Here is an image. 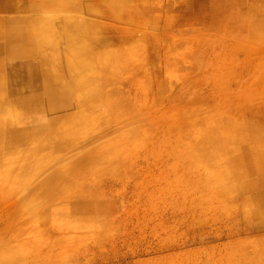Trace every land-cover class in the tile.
<instances>
[{
    "label": "rangeland",
    "instance_id": "rangeland-1",
    "mask_svg": "<svg viewBox=\"0 0 264 264\" xmlns=\"http://www.w3.org/2000/svg\"><path fill=\"white\" fill-rule=\"evenodd\" d=\"M57 1L0 0V264H264V0Z\"/></svg>",
    "mask_w": 264,
    "mask_h": 264
},
{
    "label": "bare ground",
    "instance_id": "bare-ground-1",
    "mask_svg": "<svg viewBox=\"0 0 264 264\" xmlns=\"http://www.w3.org/2000/svg\"><path fill=\"white\" fill-rule=\"evenodd\" d=\"M59 1V0H58ZM57 1V2H58ZM70 1V0H69ZM74 1V0H73ZM61 2V1H60ZM59 2V3H60ZM59 8V7H58ZM13 9H16V8H13ZM65 8H63V10H64ZM58 10V11H57ZM56 11V13H58L59 15H60V11H59V9H57ZM65 13H69L66 9H65ZM46 12V11H45ZM64 12V11H63ZM56 13H54V14H56ZM58 14H56V15H58ZM56 15H54V16H56ZM56 16V17H54L53 15L52 16H50V15H48V13H46V14H43L42 15V17L43 18H39L38 20H35V22L37 21L38 23H33V24H31V27L34 29V31H32L31 33H30V35H29V40H31L33 43H34V45H35V47L36 48H39L40 49V52L43 54L42 56L43 57H46V58H48V64L49 63H52V62H54L55 63V60H56V58H57V56H58V52H60L59 50H60V48H59V38H61V37H58V36H60V33H59V30L61 31V29L65 26V25H69V24H71L72 26L71 27H73L74 29H76V30H78V29H80V28H83L84 27V25H86L87 23L86 22H80L79 24H77V23H74L72 20H70V18H68V17H65V16H62L61 18H60V16ZM60 18V19H59ZM40 23V24H39ZM84 25H83V24ZM59 33V34H58ZM58 35V36H57ZM57 38H58V40H57ZM22 39V34L21 33H18V35L15 37V41L14 40H12V44H14V43H16L17 41H20ZM51 39V40H50ZM75 41V40H74ZM79 42H81V41H79ZM74 43V42H73ZM72 43V44H73ZM76 44V43H75ZM72 46V45H71ZM74 46V45H73ZM78 46H81V44L80 45H78L77 44V46H75V49H74V57H75V55L77 54L76 52L78 51L77 49H79L78 48ZM82 47V46H81ZM80 47V48H81ZM59 48V49H58ZM69 48V47H68ZM69 50V49H68ZM81 50H84L83 49V47H82V49H80V51ZM71 51H72V48L68 51V52H70L71 53ZM80 51H78V52H80ZM81 52H83L84 54H85V52L84 51H81ZM76 53V54H75ZM82 53V54H83ZM15 54L16 55H18V54H20L19 52L17 53V52H15ZM72 55H73V53H71ZM80 54V53H79ZM82 54H80V55H77V56H81ZM83 54V55H84ZM83 55H82V57H83ZM75 57V60L78 58V57ZM86 55H84V57H83V59L82 60H79V61H82V62H86L87 60H85L86 58ZM74 59V58H73ZM73 59H71V60H73ZM79 59V58H78ZM87 59H88V57H87ZM75 60H73V61H75ZM84 60V61H83ZM91 59H88V61L89 62H91L90 61ZM73 61H71L72 63H73ZM77 61V60H76ZM75 63H77V62H75ZM74 64V63H73ZM72 64V65H73ZM79 64V63H78ZM88 67V66H87ZM86 67V68H87ZM16 68H17V71L19 70V68H20V65H17L16 66ZM83 68V67H82ZM45 70L42 72V78H43V83H44V85L45 86H49L50 84H51V90H53V89H55V90H53V91H51V93H52V95L51 96H54V95H58V96H60L61 98H60V100H59V102L60 103H62V104H64V105H68V104H71L70 102L72 101H70L69 99L71 98L70 97V95H71V93H69V89L70 90H72L71 88H68L67 87V85H66V83H65V81L63 80V83L61 82V83H52L51 82V80H52V78L51 77H53L54 76V73L53 72H50V71H48V69L47 68H44ZM85 70V69H84ZM82 72V71H81ZM12 73H13V75L15 74V71H12ZM18 73H19V71H18ZM35 73H36V67L34 66V69H33V73H31V75L32 76H34L35 75ZM84 73H86V72H84ZM9 74H11L10 72H9ZM78 76V75H77ZM80 76V75H79ZM78 76V77H79ZM83 76H85V75H83ZM81 78H82V76H80ZM56 82H60L59 80L58 81H56ZM39 85V84H38ZM82 85H84V84H82ZM33 86V85H32ZM84 87V86H83ZM84 89V88H83ZM34 90V89H33ZM69 97V98H68ZM57 106H58V104H57ZM72 107V106H71ZM264 186V185H263ZM260 191H262V190H260ZM264 196V195H263Z\"/></svg>",
    "mask_w": 264,
    "mask_h": 264
}]
</instances>
